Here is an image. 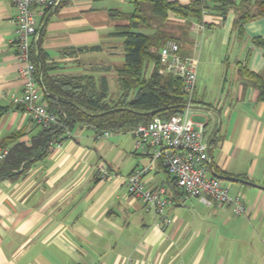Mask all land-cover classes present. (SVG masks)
Instances as JSON below:
<instances>
[{
	"label": "crops",
	"instance_id": "0c3cea01",
	"mask_svg": "<svg viewBox=\"0 0 264 264\" xmlns=\"http://www.w3.org/2000/svg\"><path fill=\"white\" fill-rule=\"evenodd\" d=\"M130 1L67 0L47 11L39 48L50 75L105 76L113 91L115 75L107 69L121 66L123 54L119 38L109 35L124 22L112 20L108 11L126 13L122 7ZM15 16L11 1L0 0V148L6 149L29 144L38 130L15 102L23 87L17 76ZM45 17H38V29ZM234 17L230 12L224 21L214 15L209 28H192L180 54L204 63L207 42H219V67L205 81L198 77L191 119L204 127L210 174L231 196H243L246 214L187 197L158 163L143 182L163 188L171 200L164 213L171 222L161 224L127 194L124 179L149 164L134 152L133 133L97 139L76 127L23 177L0 182V264H264V102L237 72L238 64L264 72L263 51L252 43L264 38V18L248 22L236 37ZM95 46L101 51L68 54ZM208 55L207 66L213 64ZM100 165L107 166L109 178L99 176Z\"/></svg>",
	"mask_w": 264,
	"mask_h": 264
},
{
	"label": "trees",
	"instance_id": "16d2710c",
	"mask_svg": "<svg viewBox=\"0 0 264 264\" xmlns=\"http://www.w3.org/2000/svg\"><path fill=\"white\" fill-rule=\"evenodd\" d=\"M66 1L61 0L59 5ZM130 3V13L108 11L112 20L124 22L115 26L109 35L123 40V64L107 69V72L112 71L115 75L118 87L115 98L111 95L105 76L98 79L88 74L51 76V68L45 64L46 56L38 48L37 57L33 40L30 59L36 75L40 76V85L45 92L43 100L48 110L57 115L58 124L48 128L37 126L38 130L30 138L29 144L14 143L9 147L7 156L0 162V182L23 177L32 164L42 161L50 148L60 146L69 138L66 133L76 127L92 131L98 139L104 133H133L139 125H145L153 118L167 120L180 114L185 103L181 79L159 73V51L164 44L175 40L181 50L187 41L188 31L174 25V20L202 23L204 7L222 19L231 12L235 16L232 30L236 37H241L248 22L264 18V0H192L185 5L168 0H131ZM204 3H211L212 7ZM204 27L209 28L210 25ZM174 30H177L178 36ZM37 32L38 27L36 35ZM42 32L38 35V45ZM252 43L264 55V38H254ZM99 51L100 46H95L69 51L68 54ZM237 72L239 79L255 88L258 91L257 99L264 102V72L253 73L241 64L237 65ZM152 111L159 112L153 116L146 114ZM2 147L6 149L4 145Z\"/></svg>",
	"mask_w": 264,
	"mask_h": 264
},
{
	"label": "built area",
	"instance_id": "2783aa9c",
	"mask_svg": "<svg viewBox=\"0 0 264 264\" xmlns=\"http://www.w3.org/2000/svg\"><path fill=\"white\" fill-rule=\"evenodd\" d=\"M16 10L14 19L17 76L22 80V93L15 99L29 113L34 125L48 128L58 124V117L51 113L43 100L44 89L40 76L30 59V47L36 38L38 17L57 8L61 0H10ZM160 74L177 77L182 81L185 103L180 114L167 120L153 118L134 131L133 150L149 159V164L135 169L125 180L127 194L141 201L147 211L159 217L161 224L171 220L165 216L171 204L163 188H147L144 176L160 164L174 185L187 197L196 199L204 206L230 207L236 216L245 215L247 210L243 196H231L228 187L210 174L207 140L202 124L191 119L196 85V61L180 54V47L174 41H167L159 51ZM69 135V133H66ZM108 136V133H104ZM59 145H55L57 147ZM53 148V147H52ZM50 148V150L52 149ZM8 154L0 148V162ZM102 179L110 177L106 165L98 168Z\"/></svg>",
	"mask_w": 264,
	"mask_h": 264
},
{
	"label": "rangeland",
	"instance_id": "374dc122",
	"mask_svg": "<svg viewBox=\"0 0 264 264\" xmlns=\"http://www.w3.org/2000/svg\"><path fill=\"white\" fill-rule=\"evenodd\" d=\"M205 4V6L206 5H208V4H206V3H204ZM210 8L212 7V4L210 3L209 5H208ZM132 11V6L131 5H127L125 8H123L122 7V12H126V13H128V12H131ZM202 23H199V24H197V23H195V22H189V21H187V20H184V19H182V20H174V25H179V26H182L185 30H187L188 31V37H189V33L191 32V29L192 28H196V26L198 27V28H202V27H204L206 24H207V22L209 21V20H211V17L212 16H214L212 13H210V11L208 10V9H205V7L203 8V10H202ZM229 14V13H228ZM227 14V15H228ZM227 15H226V17H227ZM225 17V18H226ZM224 21H225V19H224ZM176 23V24H175ZM203 23H205V24H203ZM190 26V27H189ZM169 29V28H168ZM170 30H171V28H170ZM207 33H208V30L206 31ZM205 32V33H206ZM174 33L178 36L179 34H178V32H177V30H174ZM206 33V34H207ZM205 35V34H204ZM204 35L202 36V37H204ZM194 37H199L197 34L196 35H194ZM119 41L122 43L123 42V40L122 39H119ZM170 41V40H169ZM172 41H174V42H176L175 40H172ZM177 43V42H176ZM202 43V42H201ZM219 42L218 43H216V41L214 40V41H208L207 42V47H205L204 48V52H202V56H203V59H202V62L204 61V63H199L198 62V64H196L197 65V67H196V82L198 81V77L201 79V80H203V81H205L206 80V77L207 76H209L210 77V75L209 74H211V72H216V68L217 67H219V64L216 62V61H219V60H217V59H219V58H217L218 56V54H219ZM208 46H209V49H208ZM202 47H203V45H201V47L198 49V51L200 50H202ZM208 49V50H207ZM199 51V52H200ZM208 53L211 55V59H213V60H211L212 62H213V64H209L208 66L206 65V63H205V60H208V58L207 57H209V55H208ZM217 56V57H216ZM222 59V57L220 58V60ZM123 60V59H122ZM216 60V61H215ZM162 75H167V74H165V73H163ZM114 83V82H113ZM113 86V87H112ZM111 90H113V91H111V95L115 98V97H117V95H118V87H117V85H116V82L114 83V85L112 84L111 85Z\"/></svg>",
	"mask_w": 264,
	"mask_h": 264
},
{
	"label": "water",
	"instance_id": "95a60500",
	"mask_svg": "<svg viewBox=\"0 0 264 264\" xmlns=\"http://www.w3.org/2000/svg\"><path fill=\"white\" fill-rule=\"evenodd\" d=\"M55 9V8H54ZM49 19V16H46L45 19L43 20L42 24L40 25L39 29H38V32H37V35H36V38H35V46L37 48V57L39 56V52H38V48H39V45H38V42H37V39H38V35L42 32L46 22L48 21ZM159 111H152V112H149V113H146L147 115L149 116H153L155 114H157Z\"/></svg>",
	"mask_w": 264,
	"mask_h": 264
}]
</instances>
